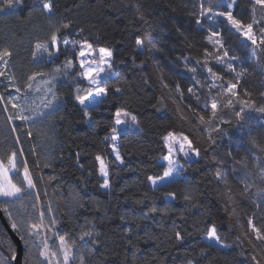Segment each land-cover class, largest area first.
<instances>
[{
    "label": "trees",
    "instance_id": "trees-1",
    "mask_svg": "<svg viewBox=\"0 0 264 264\" xmlns=\"http://www.w3.org/2000/svg\"><path fill=\"white\" fill-rule=\"evenodd\" d=\"M33 3L34 0H25L24 7L15 12H0V48L9 47L13 51L11 72L20 84L36 70L34 64L42 70L53 68L46 54L36 62L32 60L34 43L46 40L52 28L46 14L33 10ZM55 3L57 22L71 25L67 30L71 33L69 39L80 34L96 49L105 47L113 52L114 74L107 80L111 89L120 87L122 92L111 95L107 104L93 106L96 111L88 120L74 98L77 81L72 76L58 79L57 110L51 119L39 125L38 131L33 130L31 137L21 135L28 130L27 125L20 132H13V125L5 119L7 114L0 113V157L6 156L13 138L20 136L23 145L16 146L28 154L25 158L39 182L37 191L41 195L47 192L43 200L51 203L61 227L73 233L78 245L83 243L78 240L81 231L94 228L99 233L93 237L96 244L79 249L85 256V264H188L189 261L252 264L244 235L247 219L264 216V210L257 207L261 202L252 194L255 189L246 192L240 181L250 172L251 178L260 183L257 176L264 167V152L250 143L248 130L241 133L235 125H220L226 132L223 136L212 133L216 141L212 144L207 132L201 131L203 126L192 119L186 108L189 104L198 109L204 107L189 98L186 88L193 83L190 79L193 74L186 71L182 61H177L182 55H201L205 46L204 31L197 28L189 15L192 0H55ZM251 9V0H236L232 10L250 21ZM260 26L254 25V30L258 31ZM137 38L144 39L142 49L135 43ZM227 45L241 57L237 67L248 70L240 90L248 89L259 101V93L264 91V69L260 66L264 59L255 55L252 46L237 38V34L227 37ZM63 60L61 56L56 64ZM177 84L181 91L176 90ZM116 107L131 109L138 116L140 128L132 130V125H124L121 129L118 143L123 165L114 162L109 142L104 140L110 134ZM248 115L253 121L251 135L260 140L264 136V118L255 112ZM168 130L183 131L201 149L198 160L182 159V175L168 183L173 186L165 191L176 193L174 201L166 199L165 192L154 190L147 181L148 175L162 172L166 149L161 138ZM97 155L109 166L108 189L101 187L103 179ZM242 157L247 168L236 163ZM45 163L50 167H44ZM218 168L227 183L216 178ZM49 176L55 179L49 182ZM185 194L192 197L191 203L183 199ZM25 203L31 211L32 202ZM151 207L167 208V212L152 215ZM18 211L23 214V210L16 209L13 215ZM4 216L11 226L13 221L6 213ZM211 223L216 224L230 247H208L211 242L205 238V229ZM177 231L182 234V241L175 239ZM9 244L16 250L0 221V254L5 259L12 255ZM42 259L35 248L30 253L24 252V264H40Z\"/></svg>",
    "mask_w": 264,
    "mask_h": 264
},
{
    "label": "snow or ice",
    "instance_id": "snow-or-ice-1",
    "mask_svg": "<svg viewBox=\"0 0 264 264\" xmlns=\"http://www.w3.org/2000/svg\"><path fill=\"white\" fill-rule=\"evenodd\" d=\"M235 3L236 0H192V11L189 15L194 18L197 28L204 31L205 46L201 55L197 57L182 55L177 57V61H182L186 71L193 74L190 78L193 83L186 88L189 98L195 99L197 106L203 104L204 107L198 109L189 104L186 108L190 111L192 119L198 121L199 126H203L201 131L207 132L208 140L212 144L216 142L212 133L223 136L226 132L220 125H235L241 133L248 130L250 143L264 152V136L257 140L251 135L253 121L248 115L255 112L264 118V91L259 93L260 99L257 101L248 89L240 90L241 80L248 75V70L242 66L237 67L241 57L227 45V37L233 33L237 34V38H242L252 46L255 55L264 59V23H262L264 0H251L250 21L233 13ZM24 5L25 0H0V12L7 10L15 12ZM32 7L33 10L46 14L49 24L52 25L48 38L34 43L32 60L36 62L46 54L53 62L52 70H42L34 64L36 70L31 71L22 84L17 83L15 75L11 72L13 51L9 47L0 48V84L3 85V89L0 90V113L7 114L5 119L13 125L11 129L13 132H20L27 125L28 130L21 133L25 137H31L33 130L38 131L39 125L51 119L57 110L59 97L55 88L56 81L61 77L72 76L77 81L74 98L81 106L83 116L88 120L93 118L92 112L96 111L94 107L89 109L90 98H95L96 104H107L111 95L122 92L120 87L111 89L110 82L102 79L106 74H114L115 63L111 50L105 47H99L97 50L91 41L80 34H77L76 38L69 39L71 33L67 30L71 25L57 22L55 0H34ZM258 23L261 26L256 31L254 25ZM80 32L82 33L83 29ZM185 39L187 40L188 37L185 36ZM135 43L142 49L144 39L137 38ZM192 46L188 44V47ZM61 56L64 57L63 63L56 64V60ZM260 66L264 69V64ZM85 81L86 84L83 83ZM41 84L43 88L40 87ZM164 87L167 88L168 85L165 83ZM175 87L177 91H181L179 84ZM35 92L47 94L41 95L40 104L36 103L32 95ZM181 96L183 98V92ZM16 121L20 123L16 124ZM124 125L138 127V116L131 109L116 107L112 112L110 134L105 136L104 140L109 142L114 162H118L119 165L125 163L118 143L119 128ZM161 139L166 149V154L162 156L166 165L162 167V172L148 175L147 181L154 190L165 192L166 199L174 201L177 198L176 193L165 191L173 185L166 182L171 181L174 175H182L184 169L182 159L186 162L192 156L199 157L201 149L183 131L168 130ZM16 145H23L20 136L13 138V145L6 156L0 157V211L6 213L13 221L11 227L19 233L26 254L30 253L31 248L38 250L39 256L43 258L40 264H77V262L85 264V256L79 249L88 248L89 243L96 244L93 237L99 233H95L94 228L81 231L78 240L83 243L78 245L73 233L61 227L60 217L56 215L55 209L50 202L45 203L43 200L47 192L41 195L37 191L39 182L34 179L29 161L25 158L28 154L22 147ZM95 159L99 162V173L103 179L101 187L108 189L110 187L108 163L100 155ZM236 163L247 168V161L243 157ZM44 167L50 165L45 163ZM251 175L250 172H246L240 182L244 184L246 192L255 189L252 194L261 202L257 207L264 210V167L260 168L257 176L259 184L251 178ZM216 178L227 183L226 177L219 168L216 171ZM53 179L55 177H48L49 182ZM183 199L192 202V197L188 194H185ZM26 201L32 202L31 211L27 210ZM16 209L23 210V214L18 211L17 215H13V210ZM158 211L166 213L167 208L149 209L152 215ZM145 218H148V214ZM244 235L250 246L252 264H261L264 261V216L256 215L255 220L254 216H249ZM205 238L211 242L208 247L213 245L218 248L230 247L220 235L215 223L206 227ZM175 239L178 242L182 241L183 236L179 231L175 233ZM9 247L12 251L11 257L5 259L0 254V264H12V261L17 260L18 253L15 248L11 244ZM89 251L92 249L89 248ZM188 264L193 262L189 261Z\"/></svg>",
    "mask_w": 264,
    "mask_h": 264
},
{
    "label": "water",
    "instance_id": "water-1",
    "mask_svg": "<svg viewBox=\"0 0 264 264\" xmlns=\"http://www.w3.org/2000/svg\"><path fill=\"white\" fill-rule=\"evenodd\" d=\"M0 221L3 227L8 231L11 240H13L16 246V252L18 253L17 260L12 261L13 264H24L23 256H24V244L21 241L20 237L15 233V231L11 228L7 218H5L4 213L0 211Z\"/></svg>",
    "mask_w": 264,
    "mask_h": 264
},
{
    "label": "rangeland",
    "instance_id": "rangeland-1",
    "mask_svg": "<svg viewBox=\"0 0 264 264\" xmlns=\"http://www.w3.org/2000/svg\"><path fill=\"white\" fill-rule=\"evenodd\" d=\"M98 50V49H97ZM108 75L109 74H106V75H104V76H102V79H109V77H108ZM48 77H45V79H47ZM61 78H63V77H61ZM87 83V82H86ZM40 87L41 88H43L44 86L41 84L40 85ZM47 95L46 93H42V92H35V93H33L32 95L35 97V99H36V103L37 104H40V97H41V95ZM98 104H96L95 103V98H90V100H89V102H88V106L89 107H93V106H97ZM123 128V126H121L120 128H119V134L122 132V129ZM131 129L132 130H140V128H139V126L138 127H136V126H131ZM200 158V156L199 157H196V156H192V157H190L189 159H187V161L189 162V161H194V160H198ZM163 164H164V166L166 165V161H164V160H162L161 161ZM179 176L180 175H174L173 176V178H172V180L171 181H174V180H176V179H179ZM171 181H167L166 183H169V182H171ZM33 248H31V250H32ZM36 249V248H35ZM37 250V249H36Z\"/></svg>",
    "mask_w": 264,
    "mask_h": 264
},
{
    "label": "built area",
    "instance_id": "built-area-1",
    "mask_svg": "<svg viewBox=\"0 0 264 264\" xmlns=\"http://www.w3.org/2000/svg\"><path fill=\"white\" fill-rule=\"evenodd\" d=\"M111 75H112V74H109L108 77L111 76Z\"/></svg>",
    "mask_w": 264,
    "mask_h": 264
}]
</instances>
